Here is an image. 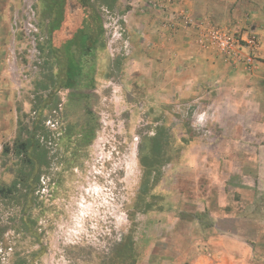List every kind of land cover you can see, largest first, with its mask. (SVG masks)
Here are the masks:
<instances>
[{"label": "rangeland", "instance_id": "374dc122", "mask_svg": "<svg viewBox=\"0 0 264 264\" xmlns=\"http://www.w3.org/2000/svg\"><path fill=\"white\" fill-rule=\"evenodd\" d=\"M108 1L89 0L78 51L55 0H0V264H121L123 240L135 264H264V26L220 10L243 0ZM31 135L47 165L27 193L14 144Z\"/></svg>", "mask_w": 264, "mask_h": 264}, {"label": "trees", "instance_id": "16d2710c", "mask_svg": "<svg viewBox=\"0 0 264 264\" xmlns=\"http://www.w3.org/2000/svg\"><path fill=\"white\" fill-rule=\"evenodd\" d=\"M111 1L113 3L115 0ZM102 3L106 7H111L108 0H102ZM79 14V12L72 11V8L69 7L67 14L71 20L69 23L77 24L79 20H81ZM63 34L66 38H69L68 35H70V32H63ZM80 69L81 67H79V69L77 67L71 68L70 76L72 78H79V71L77 70ZM148 142L149 146L145 145L143 148L141 145L139 147L140 165L145 170L144 177L139 187L140 195L147 193L149 189L148 187L150 186L151 173L152 171H156L158 167L162 165V162L165 159L164 155L166 154L165 149L168 147L162 127L157 128L155 135L148 138ZM10 151V148L5 146L3 148V155L9 154ZM14 155L18 157L20 162L17 170V178H19V181L16 180L13 182L12 188H15L16 185H20L25 191H27V193H29L32 186H35L38 183L40 167L47 165V147L37 139L32 141L31 135L26 140H21L14 144ZM120 245L121 247H124V258H120L121 256L119 257L121 264H128V262L129 264H135V256L137 255V252L133 242L131 240L128 242L123 240Z\"/></svg>", "mask_w": 264, "mask_h": 264}, {"label": "flooded vegetation", "instance_id": "af4514ba", "mask_svg": "<svg viewBox=\"0 0 264 264\" xmlns=\"http://www.w3.org/2000/svg\"><path fill=\"white\" fill-rule=\"evenodd\" d=\"M62 2H63V5H61L57 0H55V5L57 8L56 11L61 17V19L58 23V28L60 27L61 23L65 22L69 7L72 8V11H76V12L80 13L79 14L80 18H81L80 24L83 25V23H85L84 20H88V19L91 20L92 19L93 13L91 10L92 8L90 7V4H89V0H62ZM65 9H66V11H65ZM70 21L71 20L69 19V22ZM80 30L81 29L78 28L77 30L74 31L75 32L74 36H70V38H67V40L64 43L65 49L68 50L70 48V46L74 45L77 47V49L79 51L80 49H83V47H85V43H84V41H85L84 35L85 34H84V32H82V30L81 31ZM87 39L90 42L91 39H90L89 35H88ZM92 46H93V43H92ZM88 50H90V48H88ZM72 66H71V68H72ZM67 67L68 66H66V69H67ZM80 79H82V77Z\"/></svg>", "mask_w": 264, "mask_h": 264}, {"label": "crops", "instance_id": "0c3cea01", "mask_svg": "<svg viewBox=\"0 0 264 264\" xmlns=\"http://www.w3.org/2000/svg\"><path fill=\"white\" fill-rule=\"evenodd\" d=\"M241 3L244 4H240L237 6H233V9H228L225 12L220 8L221 12L225 13L224 15H228L229 16V11H231L232 13H235L234 11H238L241 15L242 21L240 23H238V25H241L242 23H245L244 21H247L249 19H253L254 22L257 23V25H261L264 26V0H243ZM246 6H250L252 11L250 12V10L247 11ZM66 11V9H65ZM68 14V13H67ZM69 19L70 17L68 15H66V22L61 23L60 27L57 29L56 34H58L59 36H61L64 41L67 40V38L64 36L63 32L60 31V28H62L64 26L65 23H67L68 28H74L73 31L77 30L80 27V20L77 24L72 25L71 23H69ZM64 36V37H63ZM70 38V35H68ZM190 59V57H189Z\"/></svg>", "mask_w": 264, "mask_h": 264}, {"label": "built area", "instance_id": "2783aa9c", "mask_svg": "<svg viewBox=\"0 0 264 264\" xmlns=\"http://www.w3.org/2000/svg\"><path fill=\"white\" fill-rule=\"evenodd\" d=\"M233 38V35H230L224 30H214L212 32V39L217 44V46L226 53H230L233 49L235 41ZM243 41L246 47L249 48L251 51H255L257 49V39L255 34L246 36ZM247 60L248 62H250L251 58H248Z\"/></svg>", "mask_w": 264, "mask_h": 264}]
</instances>
